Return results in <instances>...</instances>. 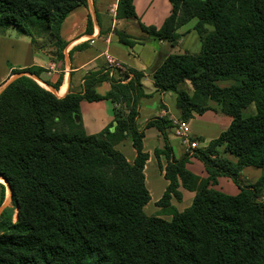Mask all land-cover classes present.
I'll use <instances>...</instances> for the list:
<instances>
[{
  "label": "trees",
  "instance_id": "obj_1",
  "mask_svg": "<svg viewBox=\"0 0 264 264\" xmlns=\"http://www.w3.org/2000/svg\"><path fill=\"white\" fill-rule=\"evenodd\" d=\"M169 1L170 15L160 28L137 21L133 0H118L115 17L137 21L144 34L172 46L178 29L196 20L199 53L167 57L153 70L154 87L175 95L180 121L212 110V104L232 118L205 148L179 160L167 137L170 122L146 123L163 141L154 156L166 162L168 185L157 204L171 219L144 212L150 195L144 133L137 127L139 103L147 97L142 72L90 73L80 93L58 98L25 75L38 77L40 68L11 70L10 76H20L0 92V178L17 213L14 222L7 211L0 216V264H264V203L257 201L264 190V0ZM86 5L87 0H0V30L13 27L31 45L35 35L48 34L59 53L65 47L61 24ZM205 25L212 31L201 36ZM114 34L132 45L125 33ZM102 82L110 89L100 96ZM101 100L112 103L113 120L101 133L87 135L79 104ZM250 105L255 114L243 117ZM125 138L136 153L132 164L115 149ZM189 155L204 165L206 179L186 169ZM247 167L260 170L251 185L240 179ZM218 177H228L239 194L214 190ZM179 188L195 194L182 212L169 204L172 197L181 199Z\"/></svg>",
  "mask_w": 264,
  "mask_h": 264
},
{
  "label": "crops",
  "instance_id": "obj_2",
  "mask_svg": "<svg viewBox=\"0 0 264 264\" xmlns=\"http://www.w3.org/2000/svg\"><path fill=\"white\" fill-rule=\"evenodd\" d=\"M117 3L118 0H87L86 6H80L69 13L60 27V37L65 47L59 53L51 46L35 49L30 40L26 39L27 37L12 40L1 35L0 53L3 57L9 50L13 54L8 59L11 63L3 59L5 66L0 72V85H4L14 77V75L10 76L11 70L37 67L42 72L38 77L35 76L39 80L36 82L56 97L62 98L69 93H80L86 76L105 71L111 60L118 67H122L121 69L130 68L142 72L144 75L142 84L147 97L140 100L137 127L144 133L143 152L148 155V160L144 165L143 174L150 195L144 212L151 207L154 210H149L148 216L169 221L171 216L158 215L161 208L157 207V202L168 185L164 178L166 162L163 156L158 158L154 156L155 150L163 148V141L155 128H146L145 125L155 118L167 119L172 126L167 130V137L173 157L179 160L184 155L191 154L174 135V126L180 121L175 95L157 91L152 81L155 67L171 55L183 54V49H187L186 45L189 41L181 39L172 46L168 42L144 34L137 26L138 21L145 27L160 28L171 12L169 0H133L137 21L117 19L115 17ZM89 18L90 27H88ZM114 31L128 35L132 45L121 44ZM118 71L121 70L113 71L112 75L119 77L124 69ZM109 89V83L102 82L97 86L96 93L103 96ZM211 109L201 115L193 114L192 118L186 121L191 136L197 139L200 148H205L210 141L227 130L232 121V118L221 113L216 105L212 104ZM79 111L80 121L87 135L101 133L113 120V105L109 100L82 101L79 104ZM115 149L121 152L130 164L133 163L136 153L130 138H125L115 146ZM189 156L186 169L197 178L206 179L208 174L204 165L192 155ZM230 159L232 160L231 157ZM259 176V169L247 167L241 171L240 179L243 184L250 185L255 183ZM212 188L228 196L239 194V189L228 177H218L216 185ZM151 190L158 192L157 198H151ZM178 191L181 199L178 201L172 197L169 204L177 212H182L190 207L195 194L183 188H179ZM9 195L7 186L0 180V209H2L0 216L7 211L14 222L17 210Z\"/></svg>",
  "mask_w": 264,
  "mask_h": 264
},
{
  "label": "rangeland",
  "instance_id": "obj_3",
  "mask_svg": "<svg viewBox=\"0 0 264 264\" xmlns=\"http://www.w3.org/2000/svg\"><path fill=\"white\" fill-rule=\"evenodd\" d=\"M197 26V21L196 20H191L190 22H188L186 25L181 26L178 29V35H179V39H185V41H189V44L186 45L187 49H183L184 53L187 54H191V55H196L199 53L200 49H201V40L199 37V34L195 31ZM203 29V33L201 32V36H204L206 34H208L209 32L212 31V27L209 25H205L202 27ZM6 36L12 40H18V39H25L24 36H22L21 34H19L17 32L16 29L12 28H7L6 30H0V36ZM29 39V38H26ZM183 41V42H185ZM33 48L35 49H40V48H46V47H52V39L48 34H38L35 35V43L32 45ZM12 51H7L3 57L2 53H0V72L2 71L3 67L5 66L4 64V60H8L9 58L12 57ZM8 62L11 63V61L8 60ZM122 68V67H121ZM120 67L118 68V70L123 71V69H121ZM16 75H14L15 77ZM36 82V81H35ZM37 83V82H36ZM39 85V83H37ZM231 83L230 82H220L218 85L221 87H225V86H229ZM4 85H0V91L2 90ZM188 86V85H187ZM189 87V86H188ZM190 91V89H188ZM255 114V109L253 105H250L248 108L244 109L242 111V115L243 117H249L251 115ZM1 181H3L2 179H0ZM4 182V181H3ZM6 185V184H5ZM251 185V184H250ZM9 192V191H8ZM158 196V192L155 190H151V198H157ZM9 197L11 198V196L9 195ZM258 202L264 203V190L261 192L260 197L257 200ZM157 207L159 208L158 204ZM149 210H154L153 208H147L146 210V215H149L148 211ZM158 211V210H157ZM167 210L166 209H160L158 211V215H167ZM10 214V213H9ZM9 214H6L7 217H9ZM157 215V216H158Z\"/></svg>",
  "mask_w": 264,
  "mask_h": 264
},
{
  "label": "built area",
  "instance_id": "obj_4",
  "mask_svg": "<svg viewBox=\"0 0 264 264\" xmlns=\"http://www.w3.org/2000/svg\"><path fill=\"white\" fill-rule=\"evenodd\" d=\"M109 67L107 70L109 71V74L112 75L113 71L118 70V66L114 61H109ZM174 135L177 137L181 144L184 146L187 152L191 153L199 149V142L197 139L193 138L190 134L189 126L186 121H178L174 126Z\"/></svg>",
  "mask_w": 264,
  "mask_h": 264
},
{
  "label": "water",
  "instance_id": "obj_5",
  "mask_svg": "<svg viewBox=\"0 0 264 264\" xmlns=\"http://www.w3.org/2000/svg\"><path fill=\"white\" fill-rule=\"evenodd\" d=\"M26 76H28V77H30V78H32L34 81H37V82H39V80L35 77V76H32V75H29V74H25ZM20 75H16L15 77H12L11 79H9V81H7L5 84H4V86H3V88H2V90L7 86V84H9L12 80H14L15 78H17V77H19ZM1 90V91H2ZM0 91V92H1ZM1 179H3V178H1ZM3 181H4V183L6 184V186H7V188H8V191H9V193H10V196H11V190H10V188H9V186H8V184H7V182L3 179ZM2 212V209H0V213Z\"/></svg>",
  "mask_w": 264,
  "mask_h": 264
},
{
  "label": "bare ground",
  "instance_id": "obj_6",
  "mask_svg": "<svg viewBox=\"0 0 264 264\" xmlns=\"http://www.w3.org/2000/svg\"><path fill=\"white\" fill-rule=\"evenodd\" d=\"M1 179V178H0ZM3 180V179H2Z\"/></svg>",
  "mask_w": 264,
  "mask_h": 264
}]
</instances>
